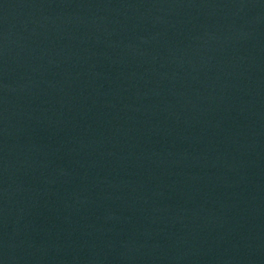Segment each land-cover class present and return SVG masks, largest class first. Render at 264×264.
Segmentation results:
<instances>
[{"label": "water", "instance_id": "obj_1", "mask_svg": "<svg viewBox=\"0 0 264 264\" xmlns=\"http://www.w3.org/2000/svg\"><path fill=\"white\" fill-rule=\"evenodd\" d=\"M0 264H264V0H0Z\"/></svg>", "mask_w": 264, "mask_h": 264}]
</instances>
